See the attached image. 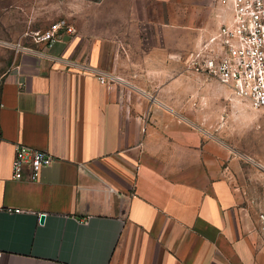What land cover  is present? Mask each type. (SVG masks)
<instances>
[{
  "label": "crops",
  "instance_id": "0c3cea01",
  "mask_svg": "<svg viewBox=\"0 0 264 264\" xmlns=\"http://www.w3.org/2000/svg\"><path fill=\"white\" fill-rule=\"evenodd\" d=\"M83 17L70 22L88 38L2 52L0 264H264L243 160L178 115L208 80L187 61L230 10L101 0ZM17 144L56 160L16 180Z\"/></svg>",
  "mask_w": 264,
  "mask_h": 264
},
{
  "label": "rangeland",
  "instance_id": "374dc122",
  "mask_svg": "<svg viewBox=\"0 0 264 264\" xmlns=\"http://www.w3.org/2000/svg\"><path fill=\"white\" fill-rule=\"evenodd\" d=\"M89 1L0 0V59H5L2 52L6 50L12 52L9 57L16 52L14 44L30 45L29 35L58 18L73 20L75 25L76 18L87 23L83 15H86L88 4L96 5L101 0ZM78 36L88 38L85 32L78 34L76 30L73 37ZM190 105L178 115L218 136L243 160V187L247 190L248 202L264 204V108L253 109L231 88L214 80L204 82L193 78Z\"/></svg>",
  "mask_w": 264,
  "mask_h": 264
},
{
  "label": "built area",
  "instance_id": "2783aa9c",
  "mask_svg": "<svg viewBox=\"0 0 264 264\" xmlns=\"http://www.w3.org/2000/svg\"><path fill=\"white\" fill-rule=\"evenodd\" d=\"M231 13L228 21L203 39L194 50L186 68L229 87L237 97L249 102L253 109L264 108V0H216ZM76 30L66 18H58L29 35L32 44H50ZM15 53L38 52L29 45L14 44ZM4 74L0 71V84ZM100 82H112L99 77ZM1 109V103H0ZM56 160L49 152L17 144L11 166V177L36 181L42 167ZM18 211V210H15Z\"/></svg>",
  "mask_w": 264,
  "mask_h": 264
},
{
  "label": "water",
  "instance_id": "95a60500",
  "mask_svg": "<svg viewBox=\"0 0 264 264\" xmlns=\"http://www.w3.org/2000/svg\"><path fill=\"white\" fill-rule=\"evenodd\" d=\"M65 40H68L69 39V36H66L65 38H64ZM44 214H41L40 215V222H43L44 221Z\"/></svg>",
  "mask_w": 264,
  "mask_h": 264
}]
</instances>
